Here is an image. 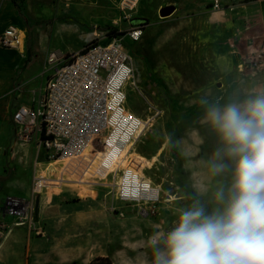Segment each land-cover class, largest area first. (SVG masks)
Listing matches in <instances>:
<instances>
[{
    "label": "rangeland",
    "instance_id": "rangeland-1",
    "mask_svg": "<svg viewBox=\"0 0 264 264\" xmlns=\"http://www.w3.org/2000/svg\"><path fill=\"white\" fill-rule=\"evenodd\" d=\"M28 2L49 31H69L60 42L70 50L100 41L109 29L124 34L135 19L146 20L137 44L124 37L139 62L138 89L126 85V108L145 118L148 96L163 114L133 145L127 164L163 192L157 215L143 218L106 186L113 184L109 173L116 161L87 152L45 162L34 143H22L27 157L22 150L14 156V128L0 125V226H6L0 230V264H152L154 236L172 230L181 210L193 204L212 212L214 193L227 190L232 163L225 159L219 175L210 170L221 143L206 110L264 94V60L250 68L257 52L248 51L250 39H238V12L221 8L215 15L210 0H139L134 6L123 0ZM35 174L44 180L39 192ZM7 198L29 207L24 225L15 227L18 221L5 214Z\"/></svg>",
    "mask_w": 264,
    "mask_h": 264
},
{
    "label": "built area",
    "instance_id": "built-area-1",
    "mask_svg": "<svg viewBox=\"0 0 264 264\" xmlns=\"http://www.w3.org/2000/svg\"><path fill=\"white\" fill-rule=\"evenodd\" d=\"M221 1L213 0L212 10H220ZM108 34L67 56L51 53L47 59L51 77L43 96L33 106L19 107L12 114L19 136L33 138L37 157L41 155L45 162L78 158L88 152L110 164L124 156L127 164L125 149L131 148L163 114L148 96H144L145 118L126 108V85L130 82L138 89L134 82L139 62L125 47L124 37L137 44L143 28L130 27L122 36ZM105 41L108 43L103 45ZM20 45V32L14 27L0 36L1 47ZM263 60L264 51H260L249 59L250 68L259 67ZM127 165L114 167L109 173L113 185L106 186L114 191L116 201L137 207L141 217L157 215L162 188ZM43 181L35 174L37 192L43 188ZM6 200L5 214L18 221L15 227L24 225L29 207L21 199ZM5 227L0 226V230Z\"/></svg>",
    "mask_w": 264,
    "mask_h": 264
},
{
    "label": "clouds",
    "instance_id": "clouds-1",
    "mask_svg": "<svg viewBox=\"0 0 264 264\" xmlns=\"http://www.w3.org/2000/svg\"><path fill=\"white\" fill-rule=\"evenodd\" d=\"M205 118L221 143L210 170L219 175L230 161V184L214 193L212 212L193 204L151 239L152 264H264V94L211 105Z\"/></svg>",
    "mask_w": 264,
    "mask_h": 264
},
{
    "label": "crops",
    "instance_id": "crops-1",
    "mask_svg": "<svg viewBox=\"0 0 264 264\" xmlns=\"http://www.w3.org/2000/svg\"><path fill=\"white\" fill-rule=\"evenodd\" d=\"M230 2L232 1L222 0L220 10L232 9L238 12V39H250L251 46L246 45L248 51H264V0ZM209 4L212 13H220V10H212L213 0H210ZM30 9L28 0H18V6L12 0H0V36L7 28L14 27L18 29L21 37V45L18 48L0 46V125L14 128L13 134L17 138L14 156L22 150L24 157H27L28 152L24 150L22 143L35 144V141L33 138L19 136L18 127L12 121V114L19 107L33 106L43 96L51 77L47 62L51 53L67 56L84 47L78 50L65 48L60 39L66 37L69 31L61 29L52 33L45 26L47 20L38 21ZM15 231L14 233H17Z\"/></svg>",
    "mask_w": 264,
    "mask_h": 264
},
{
    "label": "bare ground",
    "instance_id": "bare-ground-1",
    "mask_svg": "<svg viewBox=\"0 0 264 264\" xmlns=\"http://www.w3.org/2000/svg\"><path fill=\"white\" fill-rule=\"evenodd\" d=\"M134 1L135 0H123V5H126L127 3H130V5H132V6H134V5H136L137 4V2L139 1V0H136V2L134 3ZM134 148H135V146H133L132 148H128V149H125V151L123 152V155H125V153L127 152L128 154H129V156H132L134 153H133V150H134ZM87 153V152H86ZM86 153H84V154H86ZM83 154V155H84ZM82 155V156H83ZM122 155V156H123ZM82 156H80V157H82ZM80 157H78V158H80ZM78 158H59V159H56V160H54V161H50V162H56V163H58L59 161H68V160H75V159H78ZM125 159V157L123 156V158H120V160H117L114 164H115V168H117V167H120V166H126L127 164L125 163V161L126 160H124ZM73 162H75V161H73ZM127 167H129L128 165H127ZM55 171H53V172H51V174L52 173H54ZM81 176V175H80ZM113 185V184H112ZM15 202V201H14ZM14 205V204H13ZM27 209V208H26Z\"/></svg>",
    "mask_w": 264,
    "mask_h": 264
},
{
    "label": "trees",
    "instance_id": "trees-1",
    "mask_svg": "<svg viewBox=\"0 0 264 264\" xmlns=\"http://www.w3.org/2000/svg\"><path fill=\"white\" fill-rule=\"evenodd\" d=\"M12 2L18 6V0H12ZM146 24V20L144 19H135L133 21V25L134 26H138V27H141V28H144V25ZM109 34H108V37L112 36V35H116V34H119L120 36L123 35V33H118L116 30H113V29H109ZM157 105V104H156ZM158 106V105H157ZM159 107V106H158Z\"/></svg>",
    "mask_w": 264,
    "mask_h": 264
}]
</instances>
